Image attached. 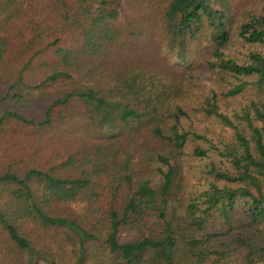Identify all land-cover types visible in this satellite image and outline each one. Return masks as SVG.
I'll return each mask as SVG.
<instances>
[{"label": "trees", "instance_id": "16d2710c", "mask_svg": "<svg viewBox=\"0 0 264 264\" xmlns=\"http://www.w3.org/2000/svg\"><path fill=\"white\" fill-rule=\"evenodd\" d=\"M36 2L0 0V149L14 143L16 122L31 124L20 115L25 105L42 110L39 129L68 124L77 112L92 135L81 154L54 152L56 164L22 169L13 159L0 166L1 262L264 264V0L241 6L234 0L166 2L160 24L168 51L185 66L193 48L210 50L211 86L188 112L191 83H161L158 73L118 76L106 97L88 86L66 91L61 84L70 79L80 49L88 58L112 59L111 45L121 34L113 25L120 0H51L62 20L56 26L63 35L50 36L58 64L33 72L35 83L25 80L37 63L33 57L20 65L18 53L9 55L5 25L20 13L29 17ZM76 26L80 31L73 32ZM70 31L81 39L76 51L62 43ZM236 41L259 50L242 59L227 55ZM45 88L59 92L50 103L53 94L48 100ZM246 92L250 96L237 101ZM206 118L215 125H205ZM216 126L220 133L206 136ZM123 132L130 139L126 149L117 141Z\"/></svg>", "mask_w": 264, "mask_h": 264}, {"label": "rangeland", "instance_id": "374dc122", "mask_svg": "<svg viewBox=\"0 0 264 264\" xmlns=\"http://www.w3.org/2000/svg\"><path fill=\"white\" fill-rule=\"evenodd\" d=\"M36 1V6L39 5L37 8L38 10H35L29 17H25V14L20 13L19 16L11 18L10 22H7L5 25V29H7L5 30L7 33L6 35L10 38V43L12 45L9 55L11 54L12 56L13 53H18L16 63L20 65L33 57V60L37 63V66H35L37 68H34L32 72H27L26 75L24 73L25 80L28 81L29 78H32L34 81L33 83L36 82V71L39 73L44 72L46 70V67H43L44 65L52 66L58 64L56 61H53L50 55V50L52 49L51 43L53 41V38L50 36L63 35V32L60 31L62 29L56 26L57 22L58 24H62V20H59V12L57 13L56 10H52L51 0ZM167 1L168 0H120L118 6L119 17L113 25L121 34L114 44L111 45L113 47L112 51L114 52L112 59H107L105 54L88 58L83 55L80 49L79 53L75 55L78 60L72 66L70 79L61 83L67 86L66 91H74V89L78 87L88 86L95 90L99 96L106 97L108 95L107 91L109 86L116 77L131 73L135 74L138 70L143 71L146 77H149L152 73H158V79L161 83H170L171 81L191 83L192 96L189 101L184 102L186 105L184 108L188 112L195 108V106L198 107L197 100L200 97L202 99V96L208 93L211 86L208 80L210 73L205 64V56L209 55L210 50L207 46H204L202 50L193 48L191 50L192 54H194L193 58L190 60L189 64L185 66L175 57V53H170L168 51L160 24V14L161 11L164 10ZM234 1L235 4L238 3V6L247 2V0ZM95 7L96 5L93 4V9ZM75 19L79 20L81 24L79 26L84 28V20L81 18L79 19L78 16ZM27 21L30 23L32 21L39 22L42 24L41 28L38 29L34 24L31 26ZM25 26H27V28H25ZM79 26L74 27L73 32L80 31V29H78ZM22 31H24V35L21 36L20 33ZM141 31H145V34L136 37ZM132 33L137 35L132 36ZM75 34L76 33H72L71 31L67 33V35L62 38V43L68 47L73 46L72 49L76 51L80 47L81 39L74 36ZM34 39L35 41H33ZM46 44H48V46ZM77 45L79 47H77ZM46 47L47 50L45 51L44 49ZM249 50H259V47L244 45L236 41L233 46L227 49L226 54L235 55L239 57V59H242V55L248 53ZM59 70L66 71L65 68L62 67H59ZM33 72H35V74H32ZM47 90H50V92L48 93ZM44 91L48 94L47 99L50 98V93L53 94L52 99H48L50 100L49 103L52 102L53 99H56L59 93L58 90L53 88H45ZM247 95L250 96V92L242 94L237 101H244ZM201 99H199L200 102ZM40 100L45 101L43 97H41ZM236 105L237 102L234 101L232 106L236 107ZM70 108L71 107H66V109ZM37 109L41 110V108ZM20 111L22 113L20 115L26 118L27 121H30L31 124L16 122L19 127H16L14 124V129L11 131L10 135H12L15 140L14 143H7V141L3 143L4 145L2 149H0V166L16 159V164L22 167V169L34 165L42 168L45 167V163L48 160L53 164L57 163L51 158L54 152L62 148H69L70 153L75 154L78 151V153L81 154V150L86 149L84 148V143L91 142L90 135L92 134L79 123L82 120L78 119L80 116L77 112H75L77 117L71 119L68 124L53 122L47 127L48 130L45 131L44 129H39V122L43 117L42 110L37 113L31 106L25 105ZM208 119L209 118L205 119V125H215ZM185 126L189 127V124L185 123ZM194 126H197V124L194 123ZM215 128V133H205L206 136L213 138L215 135L219 134V128L217 126ZM43 131H45V134ZM123 134L125 135L121 136L117 141L122 142L123 144L121 147L126 149L130 139L127 137L128 133L123 132ZM141 134L144 135L145 131L139 135L141 136ZM221 136L222 135L216 136L214 138V143L221 140ZM226 136L227 135H224L223 137L228 138ZM100 142L99 140H95L93 144L99 147L102 145ZM36 146H39L42 151L38 152L34 149ZM78 153L77 156H79ZM34 157L38 158L36 163L33 160ZM145 158L146 157H144V164L146 161ZM186 158L192 160L188 155H186ZM225 165L227 166V164ZM71 207L78 208L76 205H72ZM26 227L28 229H34L33 225L30 223H26ZM3 254L4 250L1 245L0 264H3L1 262Z\"/></svg>", "mask_w": 264, "mask_h": 264}]
</instances>
